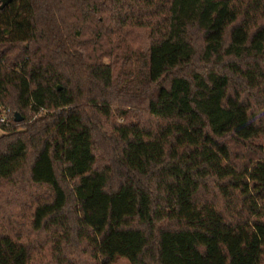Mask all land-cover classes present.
<instances>
[{"label": "trees", "instance_id": "obj_1", "mask_svg": "<svg viewBox=\"0 0 264 264\" xmlns=\"http://www.w3.org/2000/svg\"><path fill=\"white\" fill-rule=\"evenodd\" d=\"M5 108L0 264H264V0H12Z\"/></svg>", "mask_w": 264, "mask_h": 264}, {"label": "rangeland", "instance_id": "obj_2", "mask_svg": "<svg viewBox=\"0 0 264 264\" xmlns=\"http://www.w3.org/2000/svg\"><path fill=\"white\" fill-rule=\"evenodd\" d=\"M132 30L134 32L133 42H130L126 37H122L119 34H115L116 37L114 38L119 39V43L116 49H114L111 45L109 46L108 44H104V47L101 49L104 52V55H107V53H109L110 51L112 52V54H111V60L107 56L108 58H103L102 60L103 62L108 63L109 61H111L113 63H116L115 66L117 65L118 67L121 61L128 62L130 58H134V56H131L133 52L136 54V52L139 53L141 50L142 51L145 50L148 41L145 42L144 31L136 27H132ZM133 67H135V64L133 65ZM119 107L120 110L117 113L113 112V116L108 120L107 124L105 125L104 129H105V133L107 134L110 132L111 122L114 124L123 123L124 119L118 115H120L122 111H128V110H126L127 108L125 106H119ZM35 116L38 117L39 114ZM131 120L137 121L146 126L154 124V120L148 116V114L146 113L143 107H139L137 115L131 118ZM105 145H106L105 141L100 140L98 153L103 156H104L103 149ZM104 161H105V157H104ZM112 264H129V262L126 258L119 257Z\"/></svg>", "mask_w": 264, "mask_h": 264}, {"label": "water", "instance_id": "obj_3", "mask_svg": "<svg viewBox=\"0 0 264 264\" xmlns=\"http://www.w3.org/2000/svg\"><path fill=\"white\" fill-rule=\"evenodd\" d=\"M0 8H3L6 4H8L9 2H11L12 0H0ZM15 121H19L22 119V117H19L17 113H15Z\"/></svg>", "mask_w": 264, "mask_h": 264}, {"label": "built area", "instance_id": "obj_4", "mask_svg": "<svg viewBox=\"0 0 264 264\" xmlns=\"http://www.w3.org/2000/svg\"><path fill=\"white\" fill-rule=\"evenodd\" d=\"M9 112V108H5L4 111L2 112V115L0 116V121L1 122H5L7 121V118H6V113Z\"/></svg>", "mask_w": 264, "mask_h": 264}]
</instances>
